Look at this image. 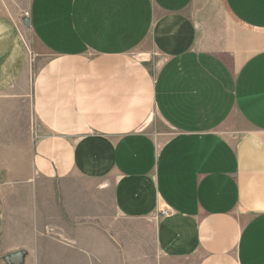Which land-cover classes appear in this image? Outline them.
<instances>
[{
  "label": "crops",
  "instance_id": "0c3cea01",
  "mask_svg": "<svg viewBox=\"0 0 264 264\" xmlns=\"http://www.w3.org/2000/svg\"><path fill=\"white\" fill-rule=\"evenodd\" d=\"M219 2L239 33L200 0H0L3 257L264 264V46L226 58L264 0Z\"/></svg>",
  "mask_w": 264,
  "mask_h": 264
},
{
  "label": "rangeland",
  "instance_id": "374dc122",
  "mask_svg": "<svg viewBox=\"0 0 264 264\" xmlns=\"http://www.w3.org/2000/svg\"><path fill=\"white\" fill-rule=\"evenodd\" d=\"M200 1L204 2V5L207 6L208 10L212 13V15L214 16V19L217 21L220 28L224 29L226 32H231L233 34L239 33L237 29L232 24H230V22L224 15L222 8L220 6L219 0H200ZM24 35H25L24 39L26 41L27 46L29 47L30 54L31 56H34V53L38 51V48L36 47L34 36L32 35V32L28 28V26L24 29ZM234 37H238L242 39L243 46L241 49L243 50H240L239 55L237 56H234V57L226 56L228 61H230L231 63L232 62L237 63V60L239 59L243 60L246 56H249L253 51L257 49H261L264 46V39L262 38H258V37L256 38L252 36H234ZM144 58H146L150 62H153L155 60V57L153 54H151V56L147 54L146 57ZM58 196L60 197L59 194ZM108 219H109L108 220L109 222L107 223L113 224V219L111 217H108ZM49 235H51L49 231L43 234L44 237L49 236ZM23 237H25V240H28L30 239L29 238L30 234L26 232ZM16 262H17L16 257L12 256V254L11 256L3 257L2 252L0 251V264H17Z\"/></svg>",
  "mask_w": 264,
  "mask_h": 264
},
{
  "label": "water",
  "instance_id": "95a60500",
  "mask_svg": "<svg viewBox=\"0 0 264 264\" xmlns=\"http://www.w3.org/2000/svg\"><path fill=\"white\" fill-rule=\"evenodd\" d=\"M24 23H25L26 26H29V25H30V20H29V18H24ZM12 256L17 257L18 255H17V254H14V255H12Z\"/></svg>",
  "mask_w": 264,
  "mask_h": 264
},
{
  "label": "built area",
  "instance_id": "2783aa9c",
  "mask_svg": "<svg viewBox=\"0 0 264 264\" xmlns=\"http://www.w3.org/2000/svg\"><path fill=\"white\" fill-rule=\"evenodd\" d=\"M162 214H163V215H165V214H166V212H163Z\"/></svg>",
  "mask_w": 264,
  "mask_h": 264
}]
</instances>
